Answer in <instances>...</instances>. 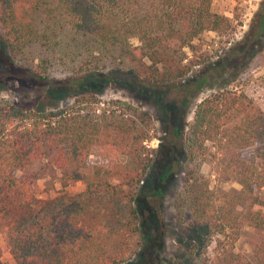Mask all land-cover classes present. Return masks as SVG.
<instances>
[{
	"label": "trees",
	"instance_id": "16d2710c",
	"mask_svg": "<svg viewBox=\"0 0 264 264\" xmlns=\"http://www.w3.org/2000/svg\"><path fill=\"white\" fill-rule=\"evenodd\" d=\"M212 6L213 0H0L11 58L33 45L54 50L67 44L63 51L78 61V94L70 107L0 104V234L16 264H126L138 253V234L152 247L163 246L155 222L143 230L137 207L159 157L152 117L127 103L102 107L91 91L120 81L121 69L107 68L126 60L150 63L147 93L175 87L188 71L181 68L182 50L205 33L233 28ZM62 83L54 86L65 97L72 86ZM95 148L122 163L88 171ZM182 148L193 167L175 204L178 214L187 210L216 239L210 263L264 264V111L242 91L212 93L197 105ZM37 162L60 172L62 189L82 184L84 192L41 202ZM203 164L241 190L212 187L196 168ZM245 227L253 231L250 257L236 252ZM0 264H8L1 251Z\"/></svg>",
	"mask_w": 264,
	"mask_h": 264
},
{
	"label": "rangeland",
	"instance_id": "374dc122",
	"mask_svg": "<svg viewBox=\"0 0 264 264\" xmlns=\"http://www.w3.org/2000/svg\"><path fill=\"white\" fill-rule=\"evenodd\" d=\"M212 9L231 18L233 28L224 35L205 33L192 46L182 50L185 60L181 68L188 71L175 87L147 93L143 88L149 83L143 79L149 75L147 67L150 63L126 60L120 63V68H107L121 69L120 81L111 82L102 91H91L96 93V100L102 107L117 102L127 103L148 112L153 121L159 157L142 185L137 207L143 230H148L151 222H155L164 234V242L161 248L152 247L151 241L138 234L133 238L139 245L138 253L126 264H211L216 239L210 237L207 228L195 224L187 210L178 214L175 204L193 167L189 158H184V134L193 122L197 105L217 91H242L264 111V30L259 28L264 17V0H213ZM68 47L63 44L61 48L46 50L33 45L13 59L0 25V104L24 110L70 107L78 94L75 84L78 61L63 51L69 50ZM136 75L142 79L138 80ZM201 81L204 85L198 90ZM57 82L69 83L72 90L63 97L61 88L54 86ZM46 163L37 162L33 167L38 177L41 202L84 192L82 184L62 189L60 172L46 168ZM121 163L108 160L99 148H95L88 159V171L98 166L112 168ZM196 168L210 178L212 187L226 191L241 190L237 183L227 178L219 179L210 164L197 165ZM169 171L168 179L162 181L161 178ZM159 189L161 195L147 196ZM252 233L249 227L243 229L236 244L237 253L251 256ZM0 251L3 263L16 264L2 234Z\"/></svg>",
	"mask_w": 264,
	"mask_h": 264
}]
</instances>
